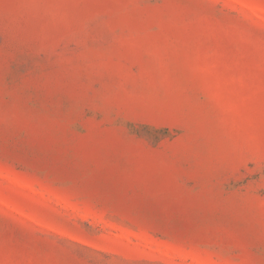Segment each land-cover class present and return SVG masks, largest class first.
Wrapping results in <instances>:
<instances>
[{"label":"rangeland","instance_id":"rangeland-1","mask_svg":"<svg viewBox=\"0 0 264 264\" xmlns=\"http://www.w3.org/2000/svg\"><path fill=\"white\" fill-rule=\"evenodd\" d=\"M0 264H264V0H0Z\"/></svg>","mask_w":264,"mask_h":264}]
</instances>
